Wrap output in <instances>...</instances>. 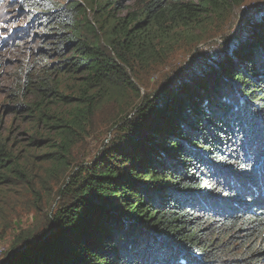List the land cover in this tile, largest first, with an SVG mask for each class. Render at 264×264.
<instances>
[{
  "label": "trees",
  "instance_id": "16d2710c",
  "mask_svg": "<svg viewBox=\"0 0 264 264\" xmlns=\"http://www.w3.org/2000/svg\"><path fill=\"white\" fill-rule=\"evenodd\" d=\"M243 3L146 0L140 12L118 15L121 0H24L29 27L49 32L39 50L40 100L65 98L52 75L80 78L82 92L55 125L66 177L56 205L46 210L36 196L42 224L19 223L0 264H264V6L197 66L127 111L120 105L141 95L134 63L168 42L162 18L199 29L201 43L208 19ZM27 76L20 91L34 87ZM103 101L119 104L118 132L90 162L72 166L69 151ZM0 168L21 171L1 130Z\"/></svg>",
  "mask_w": 264,
  "mask_h": 264
},
{
  "label": "rangeland",
  "instance_id": "374dc122",
  "mask_svg": "<svg viewBox=\"0 0 264 264\" xmlns=\"http://www.w3.org/2000/svg\"><path fill=\"white\" fill-rule=\"evenodd\" d=\"M63 2L64 0H57ZM146 0H121L118 15L140 12ZM24 0H0V130L8 137L18 159V168L4 174L0 168V262L20 234L22 227L32 229L43 222V212H37L36 203L41 196L47 201L45 209H53L55 191L65 180V170L59 169L58 158L60 128L55 125L58 119H67L74 106L80 101L82 83L80 78L50 76L48 82L59 85L60 95L50 93L42 102L37 92L40 81V48H48L41 43L44 31L32 24L31 17L23 6ZM264 6V0H244V3L229 12L226 17L208 19L205 27V42L199 40V29H186L177 26L167 17L162 18L159 32L165 30L168 42L150 61L135 62V70H129L131 80L139 86L140 96L126 95L121 100L127 111L135 102L151 95L160 86L175 76L184 67L197 66L196 60L204 58L209 50H220L224 40L234 37L245 25V17ZM252 7V9H249ZM27 29V30H26ZM212 47H209V46ZM203 52L198 53L197 52ZM193 54H197L194 55ZM26 74L34 83L21 90ZM42 82V80H41ZM93 92H90V95ZM30 108L16 109L18 103ZM118 103L103 101L93 113L90 124L83 134L77 136L67 159L72 166L90 162L110 143L118 132L113 124L121 120ZM47 114L51 118L46 119ZM60 123V122H59ZM63 123V122H61ZM123 124V122H122ZM57 152V153H56ZM49 154V155H47ZM63 158V157H62ZM61 158V159H62ZM34 190V192H33ZM47 206V207H46Z\"/></svg>",
  "mask_w": 264,
  "mask_h": 264
}]
</instances>
